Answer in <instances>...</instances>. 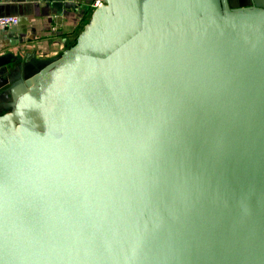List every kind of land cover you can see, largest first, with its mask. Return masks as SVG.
Returning a JSON list of instances; mask_svg holds the SVG:
<instances>
[{
	"label": "water",
	"instance_id": "1",
	"mask_svg": "<svg viewBox=\"0 0 264 264\" xmlns=\"http://www.w3.org/2000/svg\"><path fill=\"white\" fill-rule=\"evenodd\" d=\"M12 65L0 264H264L263 0H102Z\"/></svg>",
	"mask_w": 264,
	"mask_h": 264
},
{
	"label": "crops",
	"instance_id": "2",
	"mask_svg": "<svg viewBox=\"0 0 264 264\" xmlns=\"http://www.w3.org/2000/svg\"><path fill=\"white\" fill-rule=\"evenodd\" d=\"M94 1L0 0V17L18 19L16 26L0 31V58L14 66L57 57L89 21Z\"/></svg>",
	"mask_w": 264,
	"mask_h": 264
},
{
	"label": "built area",
	"instance_id": "3",
	"mask_svg": "<svg viewBox=\"0 0 264 264\" xmlns=\"http://www.w3.org/2000/svg\"><path fill=\"white\" fill-rule=\"evenodd\" d=\"M102 5V0H96L93 3V9ZM18 24V19L15 17H0V31L8 30Z\"/></svg>",
	"mask_w": 264,
	"mask_h": 264
},
{
	"label": "trees",
	"instance_id": "4",
	"mask_svg": "<svg viewBox=\"0 0 264 264\" xmlns=\"http://www.w3.org/2000/svg\"><path fill=\"white\" fill-rule=\"evenodd\" d=\"M82 29H83V28H82ZM82 29H81V30H82ZM80 32H81V31H80ZM74 43H75V41L71 44V46H72ZM71 46H70V47H71Z\"/></svg>",
	"mask_w": 264,
	"mask_h": 264
}]
</instances>
